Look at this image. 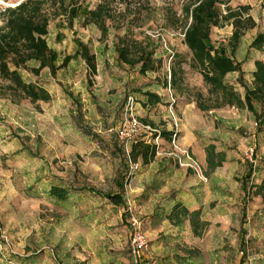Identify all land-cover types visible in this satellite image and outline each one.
I'll use <instances>...</instances> for the list:
<instances>
[{"label": "rangeland", "instance_id": "rangeland-1", "mask_svg": "<svg viewBox=\"0 0 264 264\" xmlns=\"http://www.w3.org/2000/svg\"><path fill=\"white\" fill-rule=\"evenodd\" d=\"M21 1L0 0V10ZM99 1L86 0L85 7L93 9ZM193 1L148 0L155 12L134 29V37L156 47L162 67L155 73L142 76L118 62L115 45L124 28L107 23L102 37L94 25L82 27L79 20L70 29L57 20L46 38L60 67L56 76L47 69L38 77L21 73L52 100L14 102L0 92V264H264V191L254 190L264 180V126L246 110L197 108L199 94L211 105L207 88L189 68L182 33L164 18L170 9L180 16ZM221 1L232 9L248 6L255 22L236 48L229 24L210 35L214 47L242 64L250 86L252 61H264L250 50L264 34V0ZM78 42L95 56L94 75L75 56ZM172 62L183 70L182 91L164 86ZM237 79L233 73L225 82L242 94ZM146 94L161 102L149 105ZM131 120L153 131L138 139L154 141L157 150L150 165L138 162L130 175L123 156L129 147L116 133ZM157 134L163 139L156 140ZM169 135L173 141L164 139ZM208 147L224 154L214 170L206 166ZM51 188L66 190L67 201L51 198ZM88 189L120 194L123 204L113 205ZM174 198L199 215L172 222ZM128 202L147 242L136 257Z\"/></svg>", "mask_w": 264, "mask_h": 264}, {"label": "trees", "instance_id": "trees-1", "mask_svg": "<svg viewBox=\"0 0 264 264\" xmlns=\"http://www.w3.org/2000/svg\"><path fill=\"white\" fill-rule=\"evenodd\" d=\"M86 0H22L15 7H5L0 10V92L14 102L27 100L31 104L38 102L49 103L51 95L43 87L26 83L21 73L24 71L38 77L47 69L52 77L56 76L60 67L56 66V54L51 50L46 38L52 22L61 20L72 29L74 23L80 20L82 27L94 25L105 37L108 32L107 23L117 29L125 30L115 45V53L120 64L145 76L155 73L162 67L161 59L156 57V47L151 48L147 39H136L134 29L141 28L150 21L155 10L148 0H100L93 9L85 7ZM221 6H225L224 12ZM248 6L232 9L221 0H195L184 5L181 15L165 13L166 25L173 30H180L183 44L189 54V68L201 77L207 88V98L211 105H206L202 95H197L196 106L201 112L223 107H233L246 110L253 114L260 126H264V61L254 59L250 72L251 84L248 86L243 79L242 64L227 56L222 48L214 47L211 42V30L222 28L229 24L232 27L230 44L236 48L241 37L255 28V22L249 15ZM75 56L86 65L90 74L96 73V59L88 46L77 43ZM250 50L264 55V34L258 35L252 42ZM34 62L35 68L28 64ZM237 73V84L243 93L238 92L232 85L225 82L228 75ZM165 87L174 92L182 91L183 70L172 62L169 70V82ZM147 103L156 105L161 100L151 94H146ZM162 140V136L154 135ZM171 140V135L164 137ZM148 143L144 138L130 144L128 154H123L131 163L141 162L147 166L155 160L157 146ZM224 162V154L216 153L214 147L206 149V166L209 170L220 167ZM254 167L251 165L247 181L251 180ZM251 185L250 187H252ZM244 188V186H243ZM254 190L264 191V180L254 187ZM120 189H123L120 186ZM95 195L101 196L113 205H122L120 194H102L88 189ZM51 198L58 202L68 199V192L62 188H51ZM197 211L190 212L180 203L173 206L169 219L180 223L187 217H197Z\"/></svg>", "mask_w": 264, "mask_h": 264}, {"label": "built area", "instance_id": "built-area-1", "mask_svg": "<svg viewBox=\"0 0 264 264\" xmlns=\"http://www.w3.org/2000/svg\"><path fill=\"white\" fill-rule=\"evenodd\" d=\"M153 131L146 126L139 125L136 121L131 120L125 122L123 126L117 131V137L124 142L126 148L130 147V144L137 140L142 133H152ZM160 135V134H157ZM159 140V138H155ZM173 141V139H171ZM127 150V154H128ZM139 169L138 163L134 164L129 162V174L136 172ZM133 207L131 203H127L126 212L129 214V225L131 230V254L136 257L139 253L143 252L147 248V242L141 228V222L133 215Z\"/></svg>", "mask_w": 264, "mask_h": 264}, {"label": "crops", "instance_id": "crops-1", "mask_svg": "<svg viewBox=\"0 0 264 264\" xmlns=\"http://www.w3.org/2000/svg\"><path fill=\"white\" fill-rule=\"evenodd\" d=\"M150 164H151V163H150ZM150 164H149V165H150ZM147 166H148V165H147ZM89 192H90V191H89ZM90 193H92V192H90ZM92 194H94V193H92ZM94 195H95V194H94ZM174 202H175V203H173L174 205L177 204V203H180V204H182L183 206L185 205V204H183L182 201H178L177 198H174ZM176 202H177V203H176ZM186 205H187V204H186ZM186 205H185V207H186ZM186 208H187L188 210H190L188 207H186ZM194 210H196V209H194Z\"/></svg>", "mask_w": 264, "mask_h": 264}]
</instances>
